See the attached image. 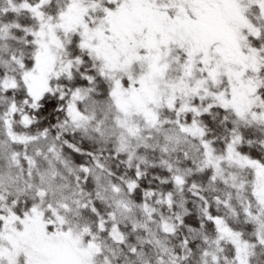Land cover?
Masks as SVG:
<instances>
[{"label":"snow or ice","instance_id":"obj_1","mask_svg":"<svg viewBox=\"0 0 264 264\" xmlns=\"http://www.w3.org/2000/svg\"><path fill=\"white\" fill-rule=\"evenodd\" d=\"M0 264H264V0H0Z\"/></svg>","mask_w":264,"mask_h":264}]
</instances>
